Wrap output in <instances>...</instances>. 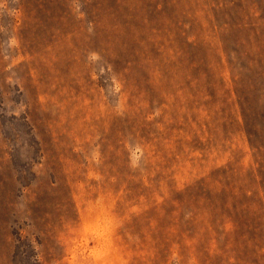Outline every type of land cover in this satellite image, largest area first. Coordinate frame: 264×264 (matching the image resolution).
<instances>
[{
  "label": "rangeland",
  "instance_id": "374dc122",
  "mask_svg": "<svg viewBox=\"0 0 264 264\" xmlns=\"http://www.w3.org/2000/svg\"><path fill=\"white\" fill-rule=\"evenodd\" d=\"M0 264H264V0H0Z\"/></svg>",
  "mask_w": 264,
  "mask_h": 264
}]
</instances>
